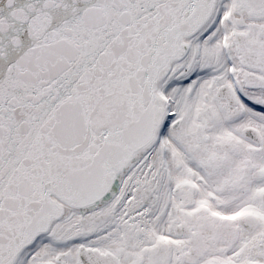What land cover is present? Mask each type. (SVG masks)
<instances>
[{"label": "snow or ice", "instance_id": "snow-or-ice-1", "mask_svg": "<svg viewBox=\"0 0 264 264\" xmlns=\"http://www.w3.org/2000/svg\"><path fill=\"white\" fill-rule=\"evenodd\" d=\"M0 264H264V0H0Z\"/></svg>", "mask_w": 264, "mask_h": 264}]
</instances>
